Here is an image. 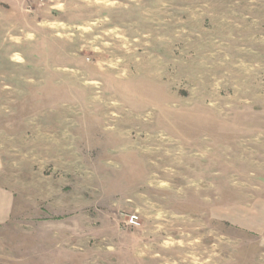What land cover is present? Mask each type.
I'll return each instance as SVG.
<instances>
[{"label": "rangeland", "instance_id": "obj_1", "mask_svg": "<svg viewBox=\"0 0 264 264\" xmlns=\"http://www.w3.org/2000/svg\"><path fill=\"white\" fill-rule=\"evenodd\" d=\"M0 185V264H264V0H0Z\"/></svg>", "mask_w": 264, "mask_h": 264}, {"label": "crops", "instance_id": "obj_2", "mask_svg": "<svg viewBox=\"0 0 264 264\" xmlns=\"http://www.w3.org/2000/svg\"><path fill=\"white\" fill-rule=\"evenodd\" d=\"M15 203L14 193L0 185V229L9 225Z\"/></svg>", "mask_w": 264, "mask_h": 264}, {"label": "built area", "instance_id": "obj_3", "mask_svg": "<svg viewBox=\"0 0 264 264\" xmlns=\"http://www.w3.org/2000/svg\"><path fill=\"white\" fill-rule=\"evenodd\" d=\"M124 227L134 228L138 226V217L135 214H132L128 217H125L123 220Z\"/></svg>", "mask_w": 264, "mask_h": 264}]
</instances>
